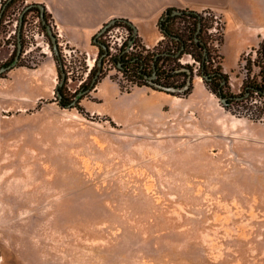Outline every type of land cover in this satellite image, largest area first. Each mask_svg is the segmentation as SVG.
I'll return each mask as SVG.
<instances>
[{
  "label": "rangeland",
  "instance_id": "374dc122",
  "mask_svg": "<svg viewBox=\"0 0 264 264\" xmlns=\"http://www.w3.org/2000/svg\"><path fill=\"white\" fill-rule=\"evenodd\" d=\"M28 4L0 27V68ZM220 16L208 71L222 61ZM21 41L18 64L0 75V264H264V119L222 103L188 53L177 63L193 69L191 88L171 94L135 85L110 60L89 77L99 55L92 66L58 39L59 59L36 13ZM242 65L228 73L234 94ZM252 105L264 111V100Z\"/></svg>",
  "mask_w": 264,
  "mask_h": 264
},
{
  "label": "trees",
  "instance_id": "16d2710c",
  "mask_svg": "<svg viewBox=\"0 0 264 264\" xmlns=\"http://www.w3.org/2000/svg\"><path fill=\"white\" fill-rule=\"evenodd\" d=\"M18 1L19 0H7L2 4L1 9L5 5L6 6L3 11L0 27L2 26L5 17L8 15V11ZM175 10H180L182 13L174 14ZM209 12H211V10L199 12L191 9H167L162 14L158 22L159 28L165 36V39L153 50L147 49L140 42L139 37L135 33V26L131 21L125 18L115 19V23L110 26H108L109 22L105 24L104 27L93 37L92 44L98 47V55L99 57H102L105 54L103 45H106L109 51V45L105 40L109 31L115 28L127 29L129 36L124 47H122L120 51L115 54H111L109 51L108 54L103 58L104 63L107 60L112 61L115 66H118V69L120 72H122L123 76H125L127 80L131 81L135 85L151 86L154 89L161 91L164 90L153 85L150 80V77L154 74L155 68L157 70V78L154 80L155 82L165 86H175L177 88H182L187 84L188 79L191 78L193 69L185 65H180L177 62L184 54L188 53L192 55L197 61H199L201 65L200 76L204 79L210 90L219 97H227L226 105L228 108H231L233 105L240 106L243 109L239 113L245 114L254 121L263 120L264 111L260 109H258V111L253 110L254 105H252V102L253 100L257 99L264 100V39H262L258 46L254 47L251 52L245 53L248 57L243 55L239 61L240 64H243V69L246 70V77L243 81V92L239 94L229 92L227 91V88L229 87V75L223 70V56L222 61L217 64L214 69L208 71V64L211 63V60H213L209 43L206 40L207 34L209 35L208 32L212 27L213 22V17H208L207 15ZM28 13H36L40 17V8L37 5L32 6L28 10L27 14ZM46 18L49 24L53 26L51 18L47 12ZM182 23L184 24V27H182ZM199 25H201V29L198 31ZM43 27L45 28L44 25ZM167 40H169L170 45L169 43L166 44ZM50 43L52 45L51 39ZM17 49L18 43L11 62L6 63L4 66L11 64L15 60ZM197 52H199L200 55ZM253 52L257 54L256 58H253ZM57 57L60 59V55H57ZM244 60L245 63H243ZM170 61H174L176 65L173 68L168 69L166 64ZM255 67L259 69L258 73L253 72ZM60 68L64 73H66L61 61ZM103 68L104 66L100 68L97 62L89 72V77L93 75L98 77L97 73H100V70ZM174 76H181L183 77V80L177 84L174 82H169L170 78H173ZM62 86H59L57 91H60L62 94V99H60L58 95L59 104L64 107L66 106L65 102L68 99V95L62 91ZM94 87L95 84L91 89ZM190 88L191 85H189V87L183 91V93L187 92ZM168 93L175 94L176 92Z\"/></svg>",
  "mask_w": 264,
  "mask_h": 264
},
{
  "label": "crops",
  "instance_id": "0c3cea01",
  "mask_svg": "<svg viewBox=\"0 0 264 264\" xmlns=\"http://www.w3.org/2000/svg\"><path fill=\"white\" fill-rule=\"evenodd\" d=\"M45 6L61 44L70 51L86 54L93 66L98 47L93 37L113 19L125 18L133 23L140 42L153 50L164 39L158 22L169 8L211 10L223 15L224 40L220 52L223 70L231 73L239 66L244 53H249L264 39V0H26ZM237 58L235 67L226 60ZM91 66V67H92ZM196 83L202 84L198 76ZM99 94V90L93 91Z\"/></svg>",
  "mask_w": 264,
  "mask_h": 264
},
{
  "label": "water",
  "instance_id": "95a60500",
  "mask_svg": "<svg viewBox=\"0 0 264 264\" xmlns=\"http://www.w3.org/2000/svg\"><path fill=\"white\" fill-rule=\"evenodd\" d=\"M36 5L40 8V18H41V20H42V23H43L44 25H46V27H47V32H48V35H49V37H50V39H51V42H52L53 51H54V53H55L56 55H60V50H59V46H58L57 35L54 34L51 24L48 23V20H47V18H46L45 6H44L43 4H40V3H30V4H28V5L24 8V10L22 11V13H21V15H20V25H19V29H18V49H17V54H16V57H15V60H14L11 64H9V65H7V66H3V67H1V68H0V75H1L3 72H5V71H7V70H9V69H12L13 67H15V66L17 65V63H18V61H19V59H20L21 53H22L21 30H22V26H23V17H24V14H25V13H26V12L32 7V6H36ZM5 6H6V5H5ZM5 6L1 9V12H0V23H1V20H2V17H3V11H4ZM181 13H182V11H180V10H175V11H174V14H181ZM114 23H115V19L111 20V21L108 23V26H110V25H112V24H114ZM200 29H201V25H199V27H198V31H199ZM135 33H136V31H135ZM103 48H104V50H105V54H104L102 57H100V59H99V61H98V65H99L100 68H102V66H103V58H104V56L107 55L108 52H109V51H108V47H107L106 45H103ZM156 78H157V70H156V68H155L154 74L150 77L151 83H152L153 85H155L156 87H158L159 89H162V90H164V91H166V92H172V93H173V92H183V91H185V90L189 87V85H190V83H191V78H189L188 81H187V84H186L184 87H182V88H177V87H175V86H165V85H163V84H159V83H157V82L154 81ZM95 79H97V77H95ZM95 79H94V81H93V83H92V87L94 86ZM65 80H66V73L63 72V74H62V80H61V82L59 83L58 87H59V86H62V85L64 84ZM58 87H57V88H58ZM89 90H90V89H89ZM57 93H58L60 99H62V94H61V92H60V91H57ZM80 96H81V92L78 94V96L76 97V99H75V100H74L69 106L71 107V106L75 105L76 102L78 101V99H79ZM220 100L222 101V103L227 104V97L220 96Z\"/></svg>",
  "mask_w": 264,
  "mask_h": 264
},
{
  "label": "built area",
  "instance_id": "2783aa9c",
  "mask_svg": "<svg viewBox=\"0 0 264 264\" xmlns=\"http://www.w3.org/2000/svg\"><path fill=\"white\" fill-rule=\"evenodd\" d=\"M210 16L213 17L214 26L209 29V33H212L213 31H217V26L219 25V22L222 21L221 14L216 13L214 11L207 13ZM117 33H119V36H117ZM129 36V32L125 28H115L108 33V45H109V51L111 54L118 53L122 47H124L127 39ZM131 48V47H130ZM68 51V50H65Z\"/></svg>",
  "mask_w": 264,
  "mask_h": 264
},
{
  "label": "flooded vegetation",
  "instance_id": "af4514ba",
  "mask_svg": "<svg viewBox=\"0 0 264 264\" xmlns=\"http://www.w3.org/2000/svg\"><path fill=\"white\" fill-rule=\"evenodd\" d=\"M27 12H28V11H27ZM27 12L24 14L23 19L26 18V14H27ZM41 21H42V20H41ZM42 25H44V24L42 23ZM44 26H45V28L47 29L46 25H44ZM82 89H83L84 92L87 91V89H85V88H82ZM79 93H80V92H79ZM79 93H78V94H79Z\"/></svg>",
  "mask_w": 264,
  "mask_h": 264
}]
</instances>
